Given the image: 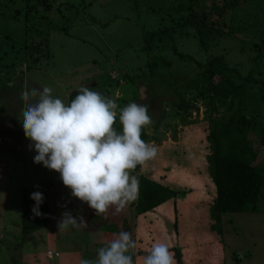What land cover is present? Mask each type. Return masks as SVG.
<instances>
[{"label": "rangeland", "instance_id": "374dc122", "mask_svg": "<svg viewBox=\"0 0 264 264\" xmlns=\"http://www.w3.org/2000/svg\"><path fill=\"white\" fill-rule=\"evenodd\" d=\"M25 1H0V80L11 88L19 79L22 91L42 90L45 85L54 95L68 100L73 90L87 86L124 107L126 101L142 98L130 78L138 85L145 84L140 76L150 73L146 67L149 56L165 55L173 60L178 73L188 74L189 83L177 91L190 105L186 112L178 113L170 103L176 100V95L166 92L172 82L160 74L149 78L148 83L154 93L160 91L159 97L150 95L141 100L148 105L152 120L159 114L155 107L164 117L154 121L157 131L146 129L148 142L156 146L157 154L142 166L140 174L174 190L177 196L143 215H135L134 204L123 209L128 232L136 241L134 264H142L154 243L169 246L174 264H264V183L255 212L220 213L218 220L211 218L215 187L206 161L210 149V122L203 95L206 80L195 65V60L205 62L222 56L228 66L237 65L242 74L256 67L259 84L248 87L247 97L238 108L254 121L250 138L256 142V164L264 167V146L258 134H264V0H240L234 9L225 11L223 18L233 31L209 42L205 51L189 27L183 33L174 29L160 34L165 39L155 38L151 49L144 48V34L169 27L170 14L175 15L183 0H112L106 7L95 1L89 5L83 0H39L26 18L23 8L32 0ZM59 2L61 8L56 5ZM174 45L192 60L174 56ZM255 59L261 65H254ZM5 92L7 102L14 98L13 90ZM19 101L15 108H9L15 120H5L0 127L10 132L0 133V264H80L81 259L94 260L97 250L119 232L103 227L98 240H93L83 233L82 225L58 229L65 211L79 222L83 202L72 196L57 171L33 162L36 151L24 135L25 109ZM132 174L137 176L135 171ZM36 185L47 189L49 223L23 236L21 193L23 188ZM48 250L58 255L49 258Z\"/></svg>", "mask_w": 264, "mask_h": 264}, {"label": "trees", "instance_id": "16d2710c", "mask_svg": "<svg viewBox=\"0 0 264 264\" xmlns=\"http://www.w3.org/2000/svg\"><path fill=\"white\" fill-rule=\"evenodd\" d=\"M207 2H210L211 6H207ZM237 3H240V0H183L178 9L175 12L173 11L175 15L170 14L169 27L144 34V48L151 49L155 45V38L165 39L160 34L169 33L174 29H179L180 33H183V30L189 27L192 30V36L197 39L200 47L205 51L209 42L233 31L232 25L225 22L223 14L225 11L234 9ZM26 4L23 8L25 18L28 17L30 8L39 5V0H32V4ZM5 38H8V36ZM161 45L164 44L161 43ZM1 48L0 45V50ZM171 49L174 52L173 55L179 59L192 60V57L178 51L175 45ZM255 64L261 65V63H257V59L254 60ZM195 65L197 66V73L203 75L206 80L205 94L203 95L206 98L205 113L210 122L207 135L210 149L206 161L208 175L215 187L211 218H214L215 221L218 220L220 213L255 212L260 189L264 183V167L256 164L258 158V152L255 150L256 142L250 138V131L254 130V121L248 119L239 110L238 106L244 103L248 87L259 84L257 76H260V73L255 71L256 67H253L242 74L237 65L228 66L222 56H214L209 60H205V62L195 60ZM146 67L150 70V73L140 76L145 84L138 85L133 78H130V82L134 84L139 95L142 96L141 99L136 98V102L142 104L141 100L147 99L150 95H153V97H155L154 95H160L159 90L158 93H154L148 84L149 78L160 74L172 82V86L167 89L168 91L165 90L171 96L176 95V100L170 103L177 109L178 113L186 112L190 105L177 91L189 83L188 74L178 73L177 67L173 65V60L162 54L149 56ZM17 81L15 86L11 88V86L0 80V127L4 125L5 120H15L16 118L15 114L14 117H11L13 112L9 111V108H15L20 103L22 87H20L19 79ZM143 86L145 87L143 88ZM95 87L97 86L95 85ZM6 89L13 90V96L15 95L8 102L6 100L7 93H2ZM171 89L172 91H170ZM262 90H264V83ZM77 94L78 90L69 93L68 101ZM129 102L126 101L125 105ZM19 107H21V104ZM151 109L152 112L155 109L159 112L158 118L153 121L164 117V112L159 108ZM4 114L8 115V118L4 117ZM115 127L117 131L121 130L118 118ZM151 128L157 131L155 122ZM146 129H143L141 138L148 142ZM8 131L9 128L7 127L0 128L1 134L10 133ZM258 134L260 143L264 146V134L260 135L259 132ZM141 169L142 166L135 169L139 179V199L134 203L135 215L149 213L177 196V192L174 190L140 174ZM34 191L41 192L44 197L43 203L39 206L41 213L39 216L32 212L35 201L30 198V194ZM81 206L83 208L82 217L86 223L82 224V230L91 239L98 240V230H102L103 227L109 231L128 232L130 227L123 210L116 213L114 208H110L105 217L96 216L94 210L87 203L83 202ZM48 207L46 187L23 188L20 223L23 236L43 228L49 222Z\"/></svg>", "mask_w": 264, "mask_h": 264}, {"label": "clouds", "instance_id": "9594fccd", "mask_svg": "<svg viewBox=\"0 0 264 264\" xmlns=\"http://www.w3.org/2000/svg\"><path fill=\"white\" fill-rule=\"evenodd\" d=\"M20 99L24 135L36 151L33 162L57 171L72 196L87 203L96 216L105 217L110 208L119 213L138 201L139 179L132 173L157 154L156 146L141 138L143 129L154 123L148 105L129 102L120 107L116 99L87 86L70 101L45 85L42 90H23ZM117 118L120 131L115 127ZM30 198L35 201L32 212L41 215L43 194L34 191ZM82 224H86L83 217L78 222L65 211L58 229ZM135 250L132 234L121 231L97 250L94 260L81 259L80 264H134ZM142 264H174V254L167 244L154 243Z\"/></svg>", "mask_w": 264, "mask_h": 264}, {"label": "crops", "instance_id": "0c3cea01", "mask_svg": "<svg viewBox=\"0 0 264 264\" xmlns=\"http://www.w3.org/2000/svg\"><path fill=\"white\" fill-rule=\"evenodd\" d=\"M1 1V0H0ZM25 1V0H24ZM83 1H89V5H91V3H92V1H95V3H97L98 5H100L101 7H106V6H104V5H106V4H108L110 1H112V0H83ZM12 2H13V0H12ZM22 2H23V0H22ZM26 2V1H25ZM56 2V1H55ZM55 2L53 3V4H55ZM48 3H49V1H48ZM51 4V3H50ZM53 4H51L52 6H53ZM56 5H58V8H61L60 6H61V2H59L58 4H56ZM44 14H45V16L47 17V12H44ZM103 25V24H102ZM78 70V69H77ZM29 84V83H28ZM30 87V86H29ZM82 213V212H81ZM41 230H42V228H41ZM101 229H99L98 230V232L100 231Z\"/></svg>", "mask_w": 264, "mask_h": 264}, {"label": "built area", "instance_id": "2783aa9c", "mask_svg": "<svg viewBox=\"0 0 264 264\" xmlns=\"http://www.w3.org/2000/svg\"><path fill=\"white\" fill-rule=\"evenodd\" d=\"M46 254H47V256H48L49 258L58 255V253H56V252H55V253H52L50 250H48Z\"/></svg>", "mask_w": 264, "mask_h": 264}]
</instances>
